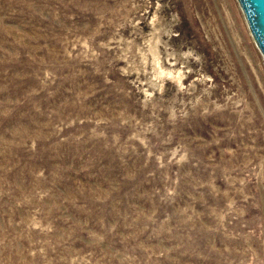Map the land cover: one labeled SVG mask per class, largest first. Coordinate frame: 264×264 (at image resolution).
Here are the masks:
<instances>
[{"label":"rangeland","instance_id":"1","mask_svg":"<svg viewBox=\"0 0 264 264\" xmlns=\"http://www.w3.org/2000/svg\"><path fill=\"white\" fill-rule=\"evenodd\" d=\"M238 5L0 0V264H264Z\"/></svg>","mask_w":264,"mask_h":264},{"label":"water","instance_id":"2","mask_svg":"<svg viewBox=\"0 0 264 264\" xmlns=\"http://www.w3.org/2000/svg\"><path fill=\"white\" fill-rule=\"evenodd\" d=\"M251 38L254 39L264 65V0H237Z\"/></svg>","mask_w":264,"mask_h":264}]
</instances>
